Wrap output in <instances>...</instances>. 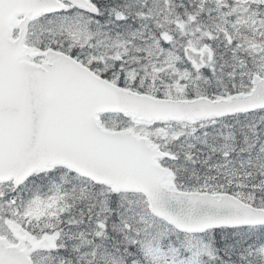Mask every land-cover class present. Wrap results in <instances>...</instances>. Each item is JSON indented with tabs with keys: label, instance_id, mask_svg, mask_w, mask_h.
<instances>
[{
	"label": "snow or ice",
	"instance_id": "obj_1",
	"mask_svg": "<svg viewBox=\"0 0 264 264\" xmlns=\"http://www.w3.org/2000/svg\"><path fill=\"white\" fill-rule=\"evenodd\" d=\"M0 264H264V0H0Z\"/></svg>",
	"mask_w": 264,
	"mask_h": 264
}]
</instances>
